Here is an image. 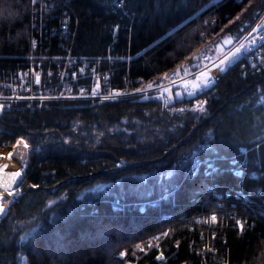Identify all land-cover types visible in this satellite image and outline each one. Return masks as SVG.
Here are the masks:
<instances>
[{
  "label": "trees",
  "instance_id": "16d2710c",
  "mask_svg": "<svg viewBox=\"0 0 264 264\" xmlns=\"http://www.w3.org/2000/svg\"><path fill=\"white\" fill-rule=\"evenodd\" d=\"M65 2L76 55L102 61L119 22L118 77L128 80L173 68L264 8V0ZM22 3L23 23L0 29V72L40 53L28 43L31 0ZM209 17L216 23L200 36ZM21 27L26 36L8 38ZM239 71L228 65L171 109L154 99L1 108L0 150L21 138L27 156L0 218V264H253L264 251V69ZM191 100L204 104L182 108ZM217 207L243 225L221 213L208 218ZM164 228L158 248L141 254Z\"/></svg>",
  "mask_w": 264,
  "mask_h": 264
},
{
  "label": "built area",
  "instance_id": "2783aa9c",
  "mask_svg": "<svg viewBox=\"0 0 264 264\" xmlns=\"http://www.w3.org/2000/svg\"><path fill=\"white\" fill-rule=\"evenodd\" d=\"M65 3V0H31L28 43L32 48L40 49V53L24 67L0 72V108L18 103L40 107L55 101L154 99L171 109L169 105L175 99H189L201 89L211 87L228 65L238 64L241 76L264 69V19L261 20L264 8L248 30L225 46L218 48L215 39L207 40L191 58L173 68L164 69L146 80H128L125 75L118 77L124 58L114 51L119 22L112 26L111 41L102 61L76 55L72 51L75 21L72 26ZM115 8H122L121 3L116 2ZM215 23L216 19H203L200 36H204L206 28ZM120 83L127 85L119 86ZM203 103V100H191L188 104L184 103L182 108L199 109ZM241 196L246 200L245 195L241 193ZM217 213L235 218L238 226L243 225L244 217H236L233 210L222 207L211 209L207 217L213 218ZM201 219V215L195 216L197 222ZM166 232L167 228H164L150 235L146 239L147 248L141 254L150 248L157 249ZM200 239L199 235L198 241L201 243ZM155 258L164 261L160 252L156 253ZM136 259L126 264H135ZM221 264L226 263L221 261Z\"/></svg>",
  "mask_w": 264,
  "mask_h": 264
},
{
  "label": "clouds",
  "instance_id": "9594fccd",
  "mask_svg": "<svg viewBox=\"0 0 264 264\" xmlns=\"http://www.w3.org/2000/svg\"><path fill=\"white\" fill-rule=\"evenodd\" d=\"M26 14L27 6L22 3V0H0V29L22 24ZM26 35V30L21 27L16 28L15 32L9 34L8 38L16 41ZM253 264H264V251L254 259Z\"/></svg>",
  "mask_w": 264,
  "mask_h": 264
},
{
  "label": "water",
  "instance_id": "95a60500",
  "mask_svg": "<svg viewBox=\"0 0 264 264\" xmlns=\"http://www.w3.org/2000/svg\"><path fill=\"white\" fill-rule=\"evenodd\" d=\"M1 112V109H0ZM27 156V145L16 143L8 151V157L13 159L19 167H7L0 169V199L8 196L16 187L20 180L21 168ZM19 173L17 176L16 174ZM6 206L0 202V218L4 215Z\"/></svg>",
  "mask_w": 264,
  "mask_h": 264
},
{
  "label": "rangeland",
  "instance_id": "374dc122",
  "mask_svg": "<svg viewBox=\"0 0 264 264\" xmlns=\"http://www.w3.org/2000/svg\"><path fill=\"white\" fill-rule=\"evenodd\" d=\"M260 12V11H259ZM259 12L257 13V15L259 14ZM257 15L254 17V19L257 17ZM205 19H211V17H209V18H205ZM254 19H253V21H254ZM264 19V15L262 16V18H261V20H263ZM232 20V19H231ZM230 20V21H231ZM252 21V22H253ZM252 22H250L248 25H247V23L246 22H244V23H242V24H240L239 26H237L236 27V29H234V30H231V31H225L224 33H221V34H218L217 35V38H215L216 39V42L219 44V45H221V46H225L231 39H234V38H237L236 37V34H237V32H239L240 34L238 35V37L243 33V32H245L246 30H248L249 29V27L251 26V24H252ZM227 24V22L225 23V25ZM243 26H246V29L244 30L243 29ZM243 30V31H242ZM195 53V52H194ZM194 53H192V54H190V56H188V59L189 58H191V56L194 54ZM188 59H186V60H188ZM25 143L24 142V140L23 139H21V138H18V139H16V141L14 142V143H12V145H14L15 143ZM26 144V143H25ZM12 145H10L7 149H4V150H0L1 152H0V158L2 157V156H4L5 155V159H4V161H3V163L0 165V169H3V168H7V167H19L18 165H17V163L13 160V159H11V158H9L8 157V150L12 147ZM27 145V144H26ZM10 194L6 197V199L5 200H1V204H4V205H6L7 204V201H8V199L10 198ZM120 254H123V251H121L120 252Z\"/></svg>",
  "mask_w": 264,
  "mask_h": 264
},
{
  "label": "bare ground",
  "instance_id": "6f19581e",
  "mask_svg": "<svg viewBox=\"0 0 264 264\" xmlns=\"http://www.w3.org/2000/svg\"><path fill=\"white\" fill-rule=\"evenodd\" d=\"M4 159H5V155L0 158V165L3 163Z\"/></svg>",
  "mask_w": 264,
  "mask_h": 264
},
{
  "label": "snow or ice",
  "instance_id": "6c2138e0",
  "mask_svg": "<svg viewBox=\"0 0 264 264\" xmlns=\"http://www.w3.org/2000/svg\"><path fill=\"white\" fill-rule=\"evenodd\" d=\"M16 175L18 176V175H19V173H17ZM214 219H215V218L213 217V220H214Z\"/></svg>",
  "mask_w": 264,
  "mask_h": 264
},
{
  "label": "flooded vegetation",
  "instance_id": "af4514ba",
  "mask_svg": "<svg viewBox=\"0 0 264 264\" xmlns=\"http://www.w3.org/2000/svg\"><path fill=\"white\" fill-rule=\"evenodd\" d=\"M0 202H1V200H0Z\"/></svg>",
  "mask_w": 264,
  "mask_h": 264
}]
</instances>
